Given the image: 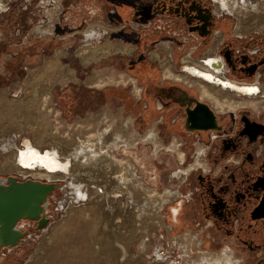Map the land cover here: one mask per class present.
Segmentation results:
<instances>
[{
    "label": "rangeland",
    "instance_id": "rangeland-1",
    "mask_svg": "<svg viewBox=\"0 0 264 264\" xmlns=\"http://www.w3.org/2000/svg\"><path fill=\"white\" fill-rule=\"evenodd\" d=\"M33 1L8 0L4 6V11L0 12V39L5 40L4 43L0 44V141L2 142H0V165L6 160L9 152L11 153L15 148L22 145L24 137L19 139L16 133L22 127L26 125L29 127L30 124H35V122L43 124L42 127H45L43 129L39 127L38 131L42 132L43 130V133L46 131L48 137L55 142H58L57 138L61 141L68 137L65 128L69 130L74 127L72 123L78 118L84 119L88 113L95 116L104 108L108 109L114 121L120 119L122 123L123 120L132 118L134 133L141 136L155 123V125L153 124L155 126L154 130H156L162 143L158 145L159 149H157L156 155L154 154L155 148L153 145H145L140 142H136L130 148L119 146L114 154V157L123 164L124 168V163L131 166L135 175L132 182L131 180L127 181L126 191L120 197L122 204L127 207L126 225H135L133 227L134 237L131 241L129 240L130 246L127 247L130 257L133 258L131 260L132 264L134 262V264H155L157 254L163 257L164 262L181 264L185 261H193L208 252L220 253L223 251H230L238 259L239 264H242L239 250L231 243L224 242L222 246L211 249L210 246L200 244V235L197 236L198 229L183 228L179 231L177 228H173L174 225L167 219V208L174 203V200L171 202L167 200L157 202L166 190L176 193L179 197L181 191H187V186L183 181L188 174L206 172L209 169L206 160L202 158L204 157L202 153H204L207 139L203 138L201 143H196V140L186 136L187 133H177L171 122L173 116L168 117L162 125V112L158 110L161 107L160 102L156 98H152L150 101L144 97L143 81H139L136 77L139 70H132L125 66L127 61L125 59L133 57L135 52L131 55L115 52L116 48L131 49L133 47L113 43V46H111L112 44L108 46L109 43L99 46L95 43L90 45L95 56L105 49H108L109 52L96 59L97 61L90 60L88 64H85L80 56L81 50L84 51L83 48L91 43L89 41L81 44V46L78 42L75 44L73 40L61 42V44L53 42L49 47L45 44L44 47L47 49L44 50L39 45L36 54H33V57L30 56L28 50L31 49L33 42L38 41L37 38H47L56 34L54 23L57 16L60 17L59 21L61 22L65 11L72 10L73 6L79 5V0H62V6L60 0ZM62 8L64 10L60 14ZM50 21H52V35L37 37L33 34V31L38 27L48 26ZM88 27L80 34H83ZM23 43H25V46H21ZM155 46L157 44L148 48L146 54L148 62L154 64L155 69L147 67L145 71L154 75V83L157 87H160L162 81L170 85L182 86L179 82L163 78L160 62L165 59L169 61L173 74L185 75L193 79L191 76L181 73L180 66L177 65L175 60L172 63L168 56L170 54H167L166 50L162 52L165 48L159 47L161 50L154 51ZM12 54H15V56L12 57ZM152 55H157L158 58L154 61L151 59ZM8 56L11 57L10 60L7 59ZM9 64H13L14 68H10L11 65ZM65 68L73 72L74 81L64 79L62 70L64 72ZM6 72L9 75L6 76ZM93 72L97 73V79L106 78L107 83L98 89L88 88L84 82ZM117 78H122L126 81L125 84H122L121 81L116 83L111 81ZM31 82H34V84ZM55 82L56 84H53ZM35 87L46 89L50 87L51 101H48V95L44 96V101H35V99L38 100V97L35 98L36 96L33 95ZM186 87L192 86L186 85ZM135 90L139 92L138 98L134 95ZM217 90L219 89H214L215 92ZM219 91L222 92V95L226 93L222 90ZM228 94L231 95V93ZM93 98H98V100H91ZM234 98L238 100L244 97L234 96ZM85 99L87 100L84 101ZM49 106L53 108H48L47 111L46 109ZM240 108L259 112L250 106ZM236 110H224L220 113L234 112L235 115ZM33 139L32 135L25 138L30 142ZM186 140L190 144L183 146V142ZM6 141L10 147L8 151H3L2 144ZM49 142L45 144L48 145L47 147H50ZM191 142H194L195 145L191 146ZM173 144L175 145L174 152L178 150L184 154L185 161L182 165L178 156L170 150ZM123 149L126 151H123ZM193 152H195L194 158L198 152L201 154L200 161H198L199 166H196L191 158ZM144 153L148 158H143ZM218 167L220 166L217 165L216 168L218 169ZM185 170H187L186 175L183 174ZM12 175L24 180L22 176L15 173L0 172V178ZM29 179L25 178V180ZM31 180L53 182L59 185L58 190L53 192L49 200L46 213L49 223L47 227L40 231L31 230L30 238L20 245V252H16L11 256L5 255L4 259L7 264H35L39 257L42 259L46 257L43 260L48 264H51V262L52 264H107V262L109 264L110 262L107 261L109 256L107 246L109 245L106 241L102 242V244L106 243L107 245L105 244V248L98 254L99 247L102 244L96 242L98 244L93 248L92 241L88 240V234L94 238V233H96L95 226L91 227L94 224H92L91 219L89 220L84 215H80L81 218L78 217V212L89 207V202L92 199L88 197V199L82 201L83 203L72 200L73 195L70 187L66 186L64 181ZM74 209H77V211ZM137 212L141 214L140 217ZM122 235L124 237L125 234L122 233ZM181 235H186V238L195 236L198 244L190 239L185 252L176 244ZM48 240H52V242ZM142 240L148 243V255H145L144 258L141 257L140 252ZM120 241L125 245L128 240L121 239ZM11 251V253L15 252V250ZM118 264H122V262Z\"/></svg>",
    "mask_w": 264,
    "mask_h": 264
},
{
    "label": "flooded vegetation",
    "instance_id": "flooded-vegetation-1",
    "mask_svg": "<svg viewBox=\"0 0 264 264\" xmlns=\"http://www.w3.org/2000/svg\"><path fill=\"white\" fill-rule=\"evenodd\" d=\"M222 1L79 0V5L64 12L62 23L57 16L56 34L37 38L28 54L33 57L39 45L44 50L45 44L49 47L53 42L73 40L81 46L89 33L98 36L99 46L113 43L133 47L135 55L125 59V66L140 71L136 77L143 81L144 97L160 102L162 125L173 116L171 122L177 133H187L196 143L207 139L202 158L209 169L187 175L183 181L187 191H181L167 208V219L179 231L198 229L202 246L214 249L228 242L239 250L242 264H264V216L256 211L264 197V109L256 113L240 108L235 115L218 114L208 100L201 99L196 87L163 81L157 87L154 75L145 71L147 67L155 69L146 54L157 44L154 51L165 48L162 52L170 54L182 74L235 97H244L239 90L245 88H256L258 95L264 84V0ZM87 27V33L80 34ZM4 41L0 39V44ZM203 105L215 116V130L188 131V111ZM189 144L183 142V146ZM200 156L196 154L195 160L200 161ZM184 161L183 157L180 164ZM17 226L20 233L26 234L14 253L12 248L0 250V264H7L5 255L20 252V245L30 238L36 223L24 221Z\"/></svg>",
    "mask_w": 264,
    "mask_h": 264
},
{
    "label": "bare ground",
    "instance_id": "bare-ground-1",
    "mask_svg": "<svg viewBox=\"0 0 264 264\" xmlns=\"http://www.w3.org/2000/svg\"><path fill=\"white\" fill-rule=\"evenodd\" d=\"M26 1H30V0H26ZM7 2L8 0H0V12L4 11V6ZM51 22L52 21L49 22L48 26L38 27L35 31H33V34L37 37L43 35H52ZM97 38L98 36L95 35L94 33L93 34L89 33L85 36L84 39H86V41H89L91 43L87 44L89 46L83 48L84 51L81 50L80 58L84 63L92 59H94L93 61H95L96 59L104 55V53L109 52L108 49H105L103 51L104 53L99 51L100 53H98L97 56H95V53L91 50L90 45L97 43ZM115 52L124 55L132 54L131 49L129 48L125 49L121 47L116 48ZM157 58H158L157 55L151 56V59L154 61ZM160 70L164 79L167 80L171 79L172 81L179 82L185 86L188 85V86L196 87L200 92L201 99L208 100L216 113H220L224 110L234 111L240 107H247V106L252 107L256 111H260L264 109V84L260 85V90H258L260 95L259 94L257 95L256 88H248V89L245 88L239 90L245 96L244 98L237 100L234 98V95L228 94L229 93L228 91H225L226 93L222 95L221 91L217 90L215 92L214 91L215 88H213L210 85L203 84L200 81L191 79L185 75L173 74V72L170 69L169 61L166 59L160 62ZM63 73L65 80L67 79L70 80L71 82L74 81L75 78L73 76L72 71L65 68L64 72L62 70V74ZM96 74L97 73L93 72L89 78H86L84 84L87 87L100 88L107 83L106 78L97 79ZM111 81L115 83L121 81L122 84H125L126 82L122 78L112 79ZM31 83L34 84V82ZM225 84H227L228 87V83ZM50 87L47 89L35 87L33 95L36 96L35 98L38 97V100L35 99V101H39V100L44 101V96L48 95V99H49L48 101L50 102L51 101V93L49 91ZM230 88L234 89L232 86ZM134 95L135 97L138 98L139 92L135 90ZM48 108L52 109L53 107L52 106L47 107L46 109L47 111ZM112 119L114 118L110 116L108 109L105 108L102 109L95 116H93L91 113H88L86 114L84 119L78 118L75 122H73L72 124L74 127H72L71 129L68 130L67 128H65L68 137L64 138L61 141L57 138L58 142L57 141L55 142L54 140L49 138L46 131H44V133L43 130L42 132L38 131L39 127H41L42 129L45 127V126L42 127L43 124H39L35 122V124L34 123L30 124L29 127L26 125L27 127L26 126L22 127L21 130L18 131V133H16L19 139L24 137L23 138L24 140L22 141V145L15 148L11 153L9 152L6 160L0 165V172L15 173L18 176H22L24 180L25 178H30V179L47 180V181H64L66 183V186L70 187V191L73 195L71 198L72 200H76L77 202H82L88 199V197L89 199H92L91 202H89L88 205L89 207L83 209L81 208L82 210L78 212L79 218H81L80 215H84L89 220L91 219L92 224H94L91 227L95 226L96 233H94V238H92V236L90 237V235L88 234V240L92 241L93 244L92 243L91 244L93 245V248L95 245L98 244L96 242H100L102 244V242L106 241V243L109 245L107 246V251L109 255L107 256L108 259L110 258L109 260L107 259V261L110 262L109 264H118L119 262H122V264H132L131 260L133 258L130 257L129 255L130 253H128L129 250L127 251V247L130 246L129 243L134 237L133 227L135 225L134 226L128 225L130 226L129 228L126 225L127 207H125L122 204L120 197L121 194L126 191L127 181L131 180L132 182L135 178V175L133 173V168L131 166H128L127 163H124L125 164V168H124L123 164L120 163L114 157V154L115 151L119 148V146L130 148L131 146L135 145L136 142H140L141 144H145V145L147 144L153 145L155 148L154 154L156 155L157 149H159L158 145L161 144V142L159 141L156 135V130H154L155 126H153V124L152 127H150L141 136L140 134L134 133L135 130L133 129L131 122L132 118H130V120L125 119L123 120L122 123L120 119H116V121ZM29 135H32L34 137L32 142L25 140V138L28 137ZM72 140L74 142L70 143V141ZM46 142H49L50 147H47L48 145H45ZM9 147H10L9 143H7V141L2 144L3 151H8ZM124 150L125 149H123V151ZM170 150H172L171 152L178 156L179 162L181 163L184 157L183 154L180 153L178 150L177 152H174L175 151L174 144L171 146ZM143 158L146 159L148 158V156L144 153ZM125 161H127V159H125ZM199 165L200 164L197 161L196 166ZM186 172L187 170H185L183 174H185ZM47 183H53V182H47ZM142 187L144 188V186ZM177 198L178 195L176 193L166 190L157 202L160 203L163 200H167L171 202L173 200H176ZM75 211H77V209ZM137 214L140 217L141 214H139L138 212ZM122 233L125 234L124 237ZM185 238L186 235L179 236L176 243L177 246L184 249L185 252L187 250V244L190 239H192L195 243L198 244V240L196 239L195 236H191L186 239ZM121 239H124V241L125 240L128 241H126L124 245V243L120 241ZM50 242H52V240ZM141 243H142V248L140 252L142 255L141 257L144 258L145 255H148L147 253L148 243L144 242V240H142ZM105 244L103 243L102 246L99 247L98 254H100V252L105 248ZM43 259H46V257ZM43 259L39 257L35 261L36 262L35 264H48L45 263ZM156 259L157 260L155 264H170L168 262H164V259L161 255L157 254ZM181 264H239V261L237 258L234 257V255L230 251H223L220 253L208 252L205 255L195 258L193 261L190 262L185 261Z\"/></svg>",
    "mask_w": 264,
    "mask_h": 264
},
{
    "label": "water",
    "instance_id": "water-1",
    "mask_svg": "<svg viewBox=\"0 0 264 264\" xmlns=\"http://www.w3.org/2000/svg\"><path fill=\"white\" fill-rule=\"evenodd\" d=\"M186 126L188 131L215 130V116L206 106H197L188 111ZM58 186L31 179L22 181L13 175L0 178V250L15 248L24 238L26 233H20L19 223L34 222L37 231L47 227L49 200ZM256 211L264 216V197Z\"/></svg>",
    "mask_w": 264,
    "mask_h": 264
},
{
    "label": "built area",
    "instance_id": "built-area-1",
    "mask_svg": "<svg viewBox=\"0 0 264 264\" xmlns=\"http://www.w3.org/2000/svg\"><path fill=\"white\" fill-rule=\"evenodd\" d=\"M194 154H195V152H193V154L191 155V158H192L193 161L196 159V158H194ZM22 181H24V180H22ZM16 248H18V246H16L15 248H12V250H15ZM3 250H4V248L1 249V251H3Z\"/></svg>",
    "mask_w": 264,
    "mask_h": 264
},
{
    "label": "trees",
    "instance_id": "trees-1",
    "mask_svg": "<svg viewBox=\"0 0 264 264\" xmlns=\"http://www.w3.org/2000/svg\"><path fill=\"white\" fill-rule=\"evenodd\" d=\"M87 99H85L84 101H86ZM91 100H98V98L96 99V98H93V99H91Z\"/></svg>",
    "mask_w": 264,
    "mask_h": 264
},
{
    "label": "crops",
    "instance_id": "crops-1",
    "mask_svg": "<svg viewBox=\"0 0 264 264\" xmlns=\"http://www.w3.org/2000/svg\"><path fill=\"white\" fill-rule=\"evenodd\" d=\"M88 88H93V87H88ZM98 89V88H97ZM132 121V120H131ZM154 124V123H153ZM132 126H133V122H132ZM152 126V125H151Z\"/></svg>",
    "mask_w": 264,
    "mask_h": 264
}]
</instances>
